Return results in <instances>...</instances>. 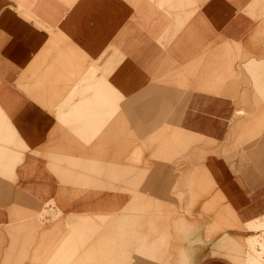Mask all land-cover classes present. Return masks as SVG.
<instances>
[{
  "label": "crops",
  "instance_id": "obj_1",
  "mask_svg": "<svg viewBox=\"0 0 264 264\" xmlns=\"http://www.w3.org/2000/svg\"><path fill=\"white\" fill-rule=\"evenodd\" d=\"M263 215L264 0H0V264H156L180 217L246 264Z\"/></svg>",
  "mask_w": 264,
  "mask_h": 264
},
{
  "label": "clouds",
  "instance_id": "obj_2",
  "mask_svg": "<svg viewBox=\"0 0 264 264\" xmlns=\"http://www.w3.org/2000/svg\"><path fill=\"white\" fill-rule=\"evenodd\" d=\"M207 243L199 223L180 217L151 239L156 252L153 259L156 264H163L164 257L172 251L174 264H198L199 252Z\"/></svg>",
  "mask_w": 264,
  "mask_h": 264
},
{
  "label": "rangeland",
  "instance_id": "obj_3",
  "mask_svg": "<svg viewBox=\"0 0 264 264\" xmlns=\"http://www.w3.org/2000/svg\"><path fill=\"white\" fill-rule=\"evenodd\" d=\"M50 211H46V210H42L38 217L40 218L41 216H43L44 214H51V218L53 220V218L56 217L57 213H50ZM262 226H264V222H261V219H257L256 221L250 223L248 225V229L252 230V231H256L257 229H260ZM257 243V236L253 235L248 237L244 242V252L243 257L244 259V263L246 262V264H264V262L262 261L260 255L255 251V245Z\"/></svg>",
  "mask_w": 264,
  "mask_h": 264
},
{
  "label": "built area",
  "instance_id": "obj_4",
  "mask_svg": "<svg viewBox=\"0 0 264 264\" xmlns=\"http://www.w3.org/2000/svg\"><path fill=\"white\" fill-rule=\"evenodd\" d=\"M261 222H264V215L261 216ZM255 236H257V243L255 245V251L260 255L262 261L264 262V226L256 231H253Z\"/></svg>",
  "mask_w": 264,
  "mask_h": 264
}]
</instances>
